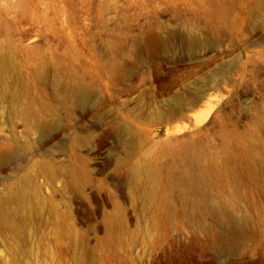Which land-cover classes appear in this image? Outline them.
<instances>
[{
  "label": "rangeland",
  "instance_id": "1",
  "mask_svg": "<svg viewBox=\"0 0 264 264\" xmlns=\"http://www.w3.org/2000/svg\"><path fill=\"white\" fill-rule=\"evenodd\" d=\"M43 102L40 139L17 114ZM14 134L0 264H264V0H0V152Z\"/></svg>",
  "mask_w": 264,
  "mask_h": 264
},
{
  "label": "bare ground",
  "instance_id": "2",
  "mask_svg": "<svg viewBox=\"0 0 264 264\" xmlns=\"http://www.w3.org/2000/svg\"><path fill=\"white\" fill-rule=\"evenodd\" d=\"M188 45L189 47H196V45H199L198 42L194 38L188 39ZM7 88V86H5ZM70 96L72 95L74 98V103H76V106L83 107L85 106L89 99H90V91L89 88L85 85H79L77 86L73 91L72 94L70 92ZM20 111L18 112V117L23 123V126L26 128V131L29 134H38L40 139H43L47 136L49 131L52 129V125L49 122H46V116H50L52 114L53 108L51 106H46V103L43 102L40 104V107H42V110L39 111V113H34L28 106H24V104L21 103L19 105ZM17 113V112H16ZM4 149L2 152H0V166L1 165H8L16 160H19L21 156L23 155L22 147L18 144V140L13 135L10 143L6 145V147H3ZM190 174H187V176H179L177 175L173 170H168L167 173L163 175H154L153 174V184L157 188L163 187V183L167 182L170 186H177L178 181L181 180L182 183H184L187 186L186 192L183 193L184 197L187 199L189 196V193L192 191H196L198 194L201 193L204 189H206V183H205V173L206 171L201 170L199 172H192L189 170ZM151 177V176H150ZM24 187V186H23ZM22 187V188H23ZM26 188L19 190L16 196V200H18L19 204H24L28 202V194L25 193ZM208 196L205 194L204 198L206 199ZM183 199V198H182ZM224 206H220L218 208L209 207L207 208V212L209 214L214 215L217 217L218 221L220 223L227 224L229 226V231L227 236L224 238L220 234H216L214 236L213 229L210 227H204L207 232L213 234V237L215 241L224 242V248L226 251H231L233 249H236L237 246L241 245L242 241V233H243V227L242 223L236 218L230 214L227 213V211L224 209ZM7 211L4 207L1 208L0 206V216L6 215ZM204 226V225H203ZM243 245V244H242Z\"/></svg>",
  "mask_w": 264,
  "mask_h": 264
}]
</instances>
